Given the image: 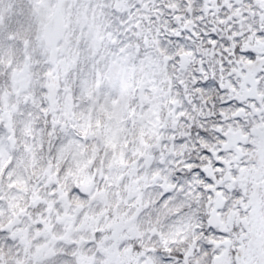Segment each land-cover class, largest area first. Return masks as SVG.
Segmentation results:
<instances>
[{
  "label": "snow or ice",
  "instance_id": "snow-or-ice-1",
  "mask_svg": "<svg viewBox=\"0 0 264 264\" xmlns=\"http://www.w3.org/2000/svg\"><path fill=\"white\" fill-rule=\"evenodd\" d=\"M0 264H264V0H0Z\"/></svg>",
  "mask_w": 264,
  "mask_h": 264
}]
</instances>
